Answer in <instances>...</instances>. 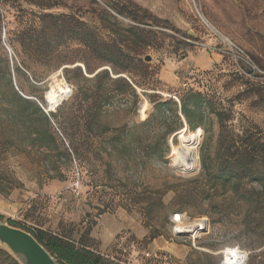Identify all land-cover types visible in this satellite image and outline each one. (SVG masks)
I'll return each instance as SVG.
<instances>
[{
    "label": "rangeland",
    "instance_id": "rangeland-1",
    "mask_svg": "<svg viewBox=\"0 0 264 264\" xmlns=\"http://www.w3.org/2000/svg\"><path fill=\"white\" fill-rule=\"evenodd\" d=\"M42 14L67 29L35 64L11 40ZM0 16L1 222L83 238L115 264H264V0H3ZM131 28L154 33L148 46ZM114 50L128 71L99 85ZM8 80L29 103L5 101ZM57 80L72 94L51 110ZM189 92L205 108L196 130ZM183 129L198 140L190 172L175 165Z\"/></svg>",
    "mask_w": 264,
    "mask_h": 264
},
{
    "label": "trees",
    "instance_id": "trees-1",
    "mask_svg": "<svg viewBox=\"0 0 264 264\" xmlns=\"http://www.w3.org/2000/svg\"><path fill=\"white\" fill-rule=\"evenodd\" d=\"M1 1L3 0H0V2ZM39 18L41 20L39 27L35 25L23 26L13 33V38L11 40V44L15 51L18 52L17 46H19V48H22L23 51L27 53L29 52L30 54L33 53V56L29 58L28 62H32L35 64H42L45 59L43 55L52 48V42L48 38L49 31L53 27L59 29V32L61 34V40L59 41L60 43L62 42L67 29L66 18L64 16L59 17L52 14H42ZM129 32L132 34L134 44L142 47L148 46L147 39L154 35L152 31H146L139 28H131L129 29ZM111 53L113 54L114 58L117 57L115 56V50ZM114 58H110L107 61V64L110 67L109 70H102L94 76V81L96 83H99V85H101V82L103 80H106L112 84H117L123 81L121 80L122 77H118V75L120 71L127 72L128 66H126L124 61L121 63L120 60ZM138 62L141 61L138 60ZM141 69L143 70L145 68L141 66ZM130 83L136 89L134 83L131 81ZM8 86L10 87L8 89V94H5L4 96L5 101H9L12 98L21 100L24 103H29V100L21 97L13 89L9 80ZM152 102L156 103L155 100H153ZM162 106L163 104L158 103L155 107L159 109ZM36 111L45 116L39 107H36ZM180 111L181 115L186 120L191 130H196V128L200 127L203 123V115L205 111V108L202 104L201 94L193 92L187 93L184 98L180 100ZM187 130L190 133L198 132L190 131L188 128ZM188 135L196 136L197 134ZM257 179L260 180L261 178ZM9 225L14 226V222H10ZM35 238L41 244H43L49 250V252H51V254L56 258L59 264H115L102 255L92 251L88 242H86L83 238L78 241H72L69 238L56 236L44 231H38V234L35 235ZM0 264H18V262L9 253L0 249Z\"/></svg>",
    "mask_w": 264,
    "mask_h": 264
},
{
    "label": "bare ground",
    "instance_id": "bare-ground-1",
    "mask_svg": "<svg viewBox=\"0 0 264 264\" xmlns=\"http://www.w3.org/2000/svg\"><path fill=\"white\" fill-rule=\"evenodd\" d=\"M54 83L55 85L47 93V100L51 110L55 109L59 103L65 101V99L69 97L68 94L70 92L69 87L67 86L64 80H57ZM144 107L145 109L147 108V105L145 103H144ZM197 148H198V140H196L192 136H189L186 133V129H183L180 134V146L178 147V150H175L174 152L176 167L185 172H190L196 169L198 166ZM185 221H186L185 218H181L180 223L183 224ZM203 221L196 220L186 225L185 227L180 226L179 230L181 231L183 230L188 234L196 233L198 232L199 228L202 226ZM228 254L229 255L227 256L223 264H239L240 261L237 259L239 253L235 252L234 254H232L230 252Z\"/></svg>",
    "mask_w": 264,
    "mask_h": 264
},
{
    "label": "water",
    "instance_id": "water-1",
    "mask_svg": "<svg viewBox=\"0 0 264 264\" xmlns=\"http://www.w3.org/2000/svg\"><path fill=\"white\" fill-rule=\"evenodd\" d=\"M151 62L150 56L145 58ZM0 246L18 264H59L49 250L32 234L0 221Z\"/></svg>",
    "mask_w": 264,
    "mask_h": 264
},
{
    "label": "built area",
    "instance_id": "built-area-1",
    "mask_svg": "<svg viewBox=\"0 0 264 264\" xmlns=\"http://www.w3.org/2000/svg\"><path fill=\"white\" fill-rule=\"evenodd\" d=\"M254 68V67H253ZM254 69H256V68H254ZM69 94H72V90H70L69 89ZM68 99V98H67ZM63 102H61V104H62ZM184 218V217H183ZM180 220H181V218L179 217V216H176V221L178 222V223H180ZM181 224V223H180ZM201 229V228H200ZM199 229V230H200ZM202 230V229H201ZM177 231V233H179V231H181V230H179V229H177L176 230ZM182 233V232H181ZM183 234V233H182ZM235 257V256H234ZM237 259L240 261L239 262V264H246V262H247V260H248V256L247 255H245L244 253H239L238 254V256H237Z\"/></svg>",
    "mask_w": 264,
    "mask_h": 264
}]
</instances>
